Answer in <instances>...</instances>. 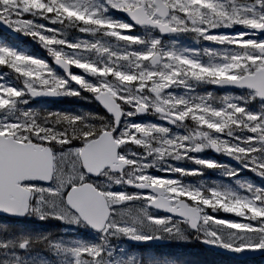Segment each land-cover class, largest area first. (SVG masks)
<instances>
[{"label":"snow or ice","instance_id":"obj_1","mask_svg":"<svg viewBox=\"0 0 264 264\" xmlns=\"http://www.w3.org/2000/svg\"><path fill=\"white\" fill-rule=\"evenodd\" d=\"M0 26L37 43L62 72L0 42V213L100 234L96 244L61 242L9 227L0 264H31L37 246L58 264H108L113 236L195 233L232 253L264 251V186L179 179L219 169L232 181L243 169L264 182V0H0ZM73 29L82 35L68 39ZM182 37L207 46H181ZM204 86L241 95L198 93ZM37 97L84 99L99 111L23 108ZM146 115L155 121L134 119ZM208 150L239 169L198 158ZM185 160L196 167L161 166Z\"/></svg>","mask_w":264,"mask_h":264},{"label":"rangeland","instance_id":"obj_2","mask_svg":"<svg viewBox=\"0 0 264 264\" xmlns=\"http://www.w3.org/2000/svg\"><path fill=\"white\" fill-rule=\"evenodd\" d=\"M114 18H122V17L117 15V16H114ZM81 35L82 34L77 33L74 29L69 30L68 39H73ZM17 36L22 39L23 41L22 44L16 41L13 42L12 40L3 36L1 33H0V42L7 43L10 46L15 47L18 51H22L30 56L40 58L48 62L49 65L53 67L51 63V57L48 56L47 52L43 48H41L37 43H35L34 41H32L31 39L27 37H23L18 34ZM169 39H170L169 37L167 38L163 37V40L165 42H167ZM179 44L181 46L189 47V48H200V47L207 46L203 42L201 44L194 43L190 37L179 38ZM3 71H4L3 69H0V75H2ZM71 71L75 73L80 72V70L75 69V68H72ZM4 79L8 80L9 78L5 77ZM12 82L15 83V81H12ZM203 91L212 92L214 96L224 95V94L216 93L213 90L212 86H204L203 88L197 89L198 93L203 92ZM232 95H241V94H232ZM23 108L31 109L40 114H44L47 112H62V113H70V114L79 115L85 112L95 113L97 107L95 106L94 102L88 103L84 99H78L75 97H71V98L55 97L51 99L46 98V99H40V100L29 99L28 103L26 105H23ZM134 119H138L141 122L155 121V118L150 115H146V116L134 118ZM221 157L223 159H229L228 157H225L223 155H221ZM180 163L184 164V161L182 162L165 161L161 164V166H163L164 164H172L174 167H179ZM221 165H226V164H221ZM226 166L233 168V169H239V165L238 166L226 165ZM150 171L153 174L159 175V173L155 172V169H152ZM179 179H181V181L186 184H191V185L203 184L205 187H212L215 184V185L228 186L234 190L236 189L237 185L233 181H239L241 184H256V185L264 186V182L260 181L258 177L253 176L251 173L243 169H240L239 175L234 177L232 181L226 180L221 170H218V172H215L214 174H210L209 176H205L202 170V175L200 176L180 177ZM112 190H121V189H120V186H113ZM149 212L152 215H156L155 213L150 211V209H149ZM226 215L228 214H224V213L220 214L222 218H229ZM53 221H56V220L41 221V220L36 219L35 217H28L27 220L21 223L19 226L8 224L7 222H2L0 223V235L7 237L8 235L7 229L10 227L12 230L14 229L17 232L19 230V234L26 235V236H32V237L47 236L48 237L52 235H58L59 237H48V239L53 240V241L62 242L66 240H78L81 242L96 244L100 240V237H89L88 230L85 227L73 226L71 224H64V223H60L59 221L58 222L62 225L61 226L62 230L55 229L53 230V232H48V233L31 232V230L34 228H37V229L43 228L39 226L40 224L49 223ZM32 223H36V225L32 226L31 225ZM43 226L48 227L45 225ZM188 234H192V233H188ZM192 238L193 237H186L183 240L168 239V238H162V239L169 240L174 245L179 244V245L191 246ZM124 240L125 238L123 237L113 236L107 241L108 248L106 249V251L110 253V255L107 258L108 264H178L174 262L175 260H173V258H171L170 256H168L167 258L165 254L162 255L163 256L162 257V256H156L155 253H151L149 251L138 252L137 250H134L133 248H130L128 245H126ZM34 253H38V254L34 255ZM29 257H32L31 264H39L40 261H46L47 264H58V261L55 257H50L46 252H40L39 246H37V248L34 249L33 252H30L28 256H25V259H28ZM182 264H185V263H182Z\"/></svg>","mask_w":264,"mask_h":264},{"label":"trees","instance_id":"obj_3","mask_svg":"<svg viewBox=\"0 0 264 264\" xmlns=\"http://www.w3.org/2000/svg\"><path fill=\"white\" fill-rule=\"evenodd\" d=\"M16 232L17 231L13 229V233ZM195 248L196 250L194 249V251L192 249H176V247L156 249L159 250L156 252V256H162L165 254V256H167L168 258V256L170 255L173 260L175 259L174 262L178 264H264V258L252 261L236 262L227 258H221L211 252L205 251L201 247ZM143 250L144 249H141L140 251ZM178 250L180 251V253H177Z\"/></svg>","mask_w":264,"mask_h":264},{"label":"water","instance_id":"obj_4","mask_svg":"<svg viewBox=\"0 0 264 264\" xmlns=\"http://www.w3.org/2000/svg\"><path fill=\"white\" fill-rule=\"evenodd\" d=\"M0 31L3 34H5L6 36H9L12 39H17L18 41H22L21 38H18L17 34L8 33L2 26H0ZM53 66H54V68L56 69L57 72L62 73L61 70L58 69L55 65H53ZM214 90L219 92V93L240 92V90H223V89H214ZM42 98H45V97H37V98H33V100L42 99ZM151 210L156 211L157 213H159V214H161L163 216L167 215V213L163 212L162 210H154V209H151ZM0 217L9 218V219H15V220H20V219L24 218V217H19V218H17V217H5L3 213H0ZM88 229L91 230L92 232H94L92 229H90V228H88ZM94 233H97V232H94ZM97 234H99V233H97ZM126 242H127V244H129L131 246H145V245H150V244H152V245H164V244H167V241H163L162 239H158V240L157 239H152V240H149L147 242H138V241H132V240L126 239ZM200 245L202 247H204L205 249H207V250L213 251V252H215L217 254H220V255H223V256H227L229 258H234L237 261H243V260H246V259H256V258H260V257L264 256V251H245V252L238 253V255L236 256L232 252H229V251H226V250H223V249H219V248H214V247H211L209 245L203 244L201 242H200Z\"/></svg>","mask_w":264,"mask_h":264},{"label":"flooded vegetation","instance_id":"obj_5","mask_svg":"<svg viewBox=\"0 0 264 264\" xmlns=\"http://www.w3.org/2000/svg\"><path fill=\"white\" fill-rule=\"evenodd\" d=\"M98 111H99L98 108H96L95 113H98ZM174 131H175V129H174ZM197 156L200 159H206V160L215 161L217 164H226V165L238 166L237 163L232 164L231 161H230L231 159H223L221 157V155H219L217 153L214 154L210 150L201 152V153L197 154ZM179 167L180 168L190 169V168H193V167H196V166L193 165V164H191V163H189L187 160H185L184 161V164H181V163L179 164ZM218 170L219 169H214V170L204 169L203 170V174H205V176H209L210 174H214L215 172H218ZM125 190L126 191H131L130 189H127V188H125ZM155 214L157 216H162V215H160L158 213H155ZM2 222H4V220L3 219H0V223H2ZM52 224L54 226L56 225L57 228H60L61 227V225L59 223L57 224L54 221L52 222ZM88 233H89V235H88L89 237H100V235H95V234L91 233L90 231H88ZM192 234H187L186 237H193L191 243L195 245V244H197L199 242V239L198 238H195L196 237V234H194V233H192ZM48 237H59V236L58 235H52V236H48ZM169 242H170V244L168 246H173V244H171L172 242L171 241H169ZM168 246H166V247H168ZM181 246L188 247V246H185V245H181ZM149 248H153V249L154 248H158V249H161L163 247L150 246ZM177 253H180V251H177Z\"/></svg>","mask_w":264,"mask_h":264}]
</instances>
